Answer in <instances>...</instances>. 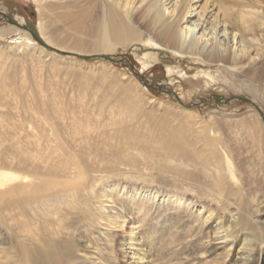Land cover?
I'll list each match as a JSON object with an SVG mask.
<instances>
[{"label": "bare ground", "instance_id": "bare-ground-1", "mask_svg": "<svg viewBox=\"0 0 264 264\" xmlns=\"http://www.w3.org/2000/svg\"><path fill=\"white\" fill-rule=\"evenodd\" d=\"M34 1L42 20L48 9L56 20L59 17L72 19L74 25H79L81 18L91 10L102 8L104 15L94 45L96 50L113 52L119 46L145 43L169 49L177 55L219 63L221 73L229 71L233 77L251 86L264 87V0H207L206 5L209 2L216 5L224 21L231 24V33L241 31L238 38L236 33L232 37L234 42L237 40V49L230 47L226 54L218 40L209 46L207 41L195 35L194 28L198 24L190 15L191 0H179L170 6L164 0H138L135 5V0H48L47 4V0ZM236 7L241 11L235 10ZM245 7L249 9L247 12L242 11ZM20 26H13V30L23 32ZM40 26L48 43L65 47L46 36L43 21ZM143 29L149 33L144 34ZM220 32L214 25L209 33L217 39ZM245 32L251 37L248 38ZM209 33L203 30L202 36ZM24 37L28 38V35ZM251 50L260 61L246 66ZM78 101L64 102L52 97L47 103H39L37 110L23 112L10 127L3 126L0 264H113L116 260L114 249L119 245L138 250L133 254H138L134 264H145L144 260L150 263L152 252L163 245L161 239L157 240L160 230L146 229L145 234L139 235L133 231L126 244L105 231L96 235L100 221L105 219L104 214L97 212V205L102 206L104 201L114 202L118 208L116 217L123 224L131 208V196L135 198L139 191L134 187L135 194L122 196L124 193L118 190V180L158 183L175 191L164 195V200L158 203L162 208L161 215L169 216L157 221L166 228V236L172 235L170 229L176 225L187 227L190 224L189 229L200 230L202 240H211L214 233L216 240L232 239L227 245L232 246L235 240L238 241L236 246L240 248L235 252L239 257L232 255L231 264L259 261V251L264 247V209L249 205L248 184L242 177L244 167L228 154L227 131L221 128L224 137L204 136L214 146L216 159L200 161L198 158L203 153L196 150L194 133L168 119L155 121L153 118L157 122L153 125L149 116L152 125L149 120L145 124L135 123L113 108L106 110L107 107L92 106L94 103L87 100ZM208 166L214 170L210 171ZM111 177L118 180L106 182ZM122 187L126 186L123 184ZM179 191L183 195L186 191L200 197L210 195L215 200L220 196L239 205L230 210V203L222 201V205L230 210L231 224L226 227L225 223L218 222L211 226L207 223L212 213L211 216L197 215V210L189 208L183 196H176ZM154 196L149 200L153 201ZM243 204L248 216L238 211ZM142 208L139 206L138 212ZM180 210L181 214L175 215ZM149 211L145 209L146 214ZM109 217L106 218L108 222L114 223ZM101 241H104V249H111L112 255L103 253ZM152 241L157 242L153 244ZM202 243L192 242L190 250L183 254V262H194L199 254L213 253V248L207 249ZM80 251L85 255L81 256ZM231 253L230 248L220 255L228 258Z\"/></svg>", "mask_w": 264, "mask_h": 264}, {"label": "rangeland", "instance_id": "rangeland-1", "mask_svg": "<svg viewBox=\"0 0 264 264\" xmlns=\"http://www.w3.org/2000/svg\"><path fill=\"white\" fill-rule=\"evenodd\" d=\"M137 1L135 0L134 5ZM177 1L179 0H164L167 6ZM206 2L207 0H191L190 15L198 24L194 28L195 35L207 41L209 46L218 40L223 44L222 49H226L225 54L229 52L230 47L232 50L237 49V40L235 43L232 37L236 33L238 38L241 31L234 30L231 33V24L224 21L216 5L211 2L206 5ZM235 10L241 11L237 7ZM248 10L245 7L242 11ZM0 11L7 15H0V146L5 127L16 123L23 112L27 114L26 110L28 113L37 110L39 103H47L52 97L64 102L87 100L90 104L94 103L92 106L97 104L98 107L103 106V109L107 107L106 110L113 108L135 123H149L151 118L152 121L153 118L155 121L168 119V122L191 131V134L194 133L196 150L203 153L202 157H197L200 161L213 162L216 159L214 146L204 136L224 137V129V132L227 131L226 146L230 158L244 167L242 177L248 184L249 205L264 209V87L251 86L242 79L233 77L229 71L226 73L224 69V73H221L219 63L212 64L197 58L177 55L169 49L155 48L145 43H134L129 47L119 46L113 52L96 50L94 45L104 15L102 8L91 10L81 18L79 25H74L72 19L59 17L56 20L48 9L42 20L34 0H0ZM41 21L44 23L46 36L65 47L54 46L46 41L41 32ZM18 24H21L23 32L13 30V26ZM136 25L140 26L139 23ZM214 25L217 30H221L217 39L209 33ZM203 30L209 35L202 36ZM143 32L149 33L145 29ZM25 34L28 38L24 37ZM259 34L261 35V32ZM245 35L251 37L248 32H245ZM246 61L248 66L249 63H258L260 57L251 50ZM122 109L125 111H121ZM155 121L153 125L157 123ZM208 169L214 170L212 166H208ZM113 179L118 180L111 177L106 182H115ZM127 181H117L121 185L118 190L121 189V194L124 193L122 196L135 194L132 190L134 187L139 188V191L135 198L134 195L131 196V208L125 222L122 224V220L116 217L117 205L112 201H104L102 206L97 205L100 211L97 212L104 214L105 219L100 221L96 235L105 231L119 237L126 244L133 231L139 235L150 229L160 230L161 234H158L160 236L157 240L161 239L162 248L152 252L150 263L142 261L145 264H186L182 260L184 252L190 250L192 242L199 241L200 244L203 242L207 249L213 248V253L199 254L194 262L187 264H231V256H238L235 252L240 248L236 246L238 241L235 240L230 246L227 244L232 239L216 240L214 233L211 240H202L200 230L196 227L189 229L190 224L187 227L176 225L170 229L172 235L166 236V228L161 227V223L157 221H163L169 216L161 215L162 208L158 207V203L164 200V195L175 191L158 183ZM122 183L126 187H122ZM153 195L154 200L150 201L149 198ZM176 196H183L189 208L197 210V215L208 216L212 213L207 223L211 226L223 222L228 227L231 224L230 210L239 205L233 204L229 199L223 200L220 196L215 200L210 195L200 197L190 191H186L185 195L181 191L176 192ZM222 201L230 203V210L222 205ZM139 206H144L140 212ZM241 206L244 207L238 211L248 216L245 205ZM146 208L150 209L147 214ZM181 212H175V215ZM107 217L114 223H109ZM171 220L175 221V218ZM198 224L195 222L194 225ZM231 231L232 227L229 228L230 233ZM223 234H226V231ZM103 242H100L103 253L106 256L112 255L110 248L104 249ZM230 248L231 255L223 258L220 254ZM114 251L116 260L113 264L137 263L138 254H133L138 250L132 246L119 245ZM79 254L84 256L85 252L80 251ZM258 255L260 259L255 264H264V247ZM241 263L245 264L244 261Z\"/></svg>", "mask_w": 264, "mask_h": 264}, {"label": "water", "instance_id": "water-1", "mask_svg": "<svg viewBox=\"0 0 264 264\" xmlns=\"http://www.w3.org/2000/svg\"><path fill=\"white\" fill-rule=\"evenodd\" d=\"M0 15H2V16H4V17L7 16L6 13H4L3 11H0ZM10 21H11V20H10ZM49 47L56 49L59 53H63V51H61V50H59V49H57V48H55V47H52V46H49ZM263 119H264V115H263Z\"/></svg>", "mask_w": 264, "mask_h": 264}]
</instances>
